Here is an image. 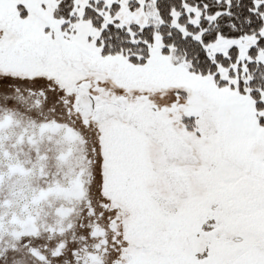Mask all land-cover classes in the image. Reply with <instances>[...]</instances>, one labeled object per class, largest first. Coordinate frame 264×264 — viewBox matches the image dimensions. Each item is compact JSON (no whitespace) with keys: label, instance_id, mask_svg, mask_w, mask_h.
<instances>
[{"label":"snow or ice","instance_id":"1","mask_svg":"<svg viewBox=\"0 0 264 264\" xmlns=\"http://www.w3.org/2000/svg\"><path fill=\"white\" fill-rule=\"evenodd\" d=\"M0 264H264V0H0Z\"/></svg>","mask_w":264,"mask_h":264}]
</instances>
